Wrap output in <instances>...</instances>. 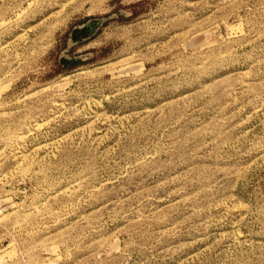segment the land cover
<instances>
[{
  "label": "rangeland",
  "instance_id": "374dc122",
  "mask_svg": "<svg viewBox=\"0 0 264 264\" xmlns=\"http://www.w3.org/2000/svg\"><path fill=\"white\" fill-rule=\"evenodd\" d=\"M0 264H264V0H0Z\"/></svg>",
  "mask_w": 264,
  "mask_h": 264
},
{
  "label": "water",
  "instance_id": "95a60500",
  "mask_svg": "<svg viewBox=\"0 0 264 264\" xmlns=\"http://www.w3.org/2000/svg\"><path fill=\"white\" fill-rule=\"evenodd\" d=\"M95 24V23H93ZM93 24H89L87 26H84L82 28H77L74 31L75 37H77V35L79 36H83V37H88L91 33H92V28H93ZM78 62V59H73L70 61H67V63H76Z\"/></svg>",
  "mask_w": 264,
  "mask_h": 264
}]
</instances>
